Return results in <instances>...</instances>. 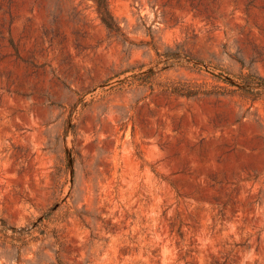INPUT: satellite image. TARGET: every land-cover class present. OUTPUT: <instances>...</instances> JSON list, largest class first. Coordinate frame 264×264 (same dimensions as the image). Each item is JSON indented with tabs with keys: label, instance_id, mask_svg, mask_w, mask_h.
I'll use <instances>...</instances> for the list:
<instances>
[{
	"label": "rangeland",
	"instance_id": "obj_1",
	"mask_svg": "<svg viewBox=\"0 0 264 264\" xmlns=\"http://www.w3.org/2000/svg\"><path fill=\"white\" fill-rule=\"evenodd\" d=\"M106 3L0 0V264H264V0Z\"/></svg>",
	"mask_w": 264,
	"mask_h": 264
},
{
	"label": "trees",
	"instance_id": "obj_2",
	"mask_svg": "<svg viewBox=\"0 0 264 264\" xmlns=\"http://www.w3.org/2000/svg\"><path fill=\"white\" fill-rule=\"evenodd\" d=\"M98 11L100 13L102 21L105 23L107 28L110 31L120 32L121 28L116 22L113 14L108 9L106 0H98ZM245 84H248L250 80L247 79V77L242 76L239 77ZM264 80V79H263ZM242 91H246L245 89H241ZM173 91L177 92L179 94H186L187 96H195L199 94V91L195 90H188L186 91L184 88L181 87H173ZM40 224H43V220H40L39 224L32 223L27 226L22 227H8L5 223H3L2 227L0 228V239H3L5 242L6 240H9V243L12 245V247L17 250V255L19 256L20 250L29 245L31 242H35L40 240L41 238L36 235L37 228L40 227ZM11 229L12 233L10 235L7 234V230ZM40 234L44 235L45 232L43 229L39 228ZM56 236V235H55ZM18 261L19 260V257Z\"/></svg>",
	"mask_w": 264,
	"mask_h": 264
}]
</instances>
